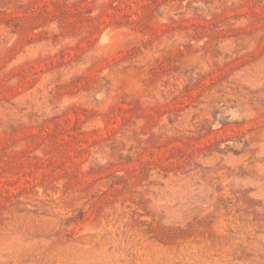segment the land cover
Here are the masks:
<instances>
[{
  "label": "rangeland",
  "instance_id": "1",
  "mask_svg": "<svg viewBox=\"0 0 264 264\" xmlns=\"http://www.w3.org/2000/svg\"><path fill=\"white\" fill-rule=\"evenodd\" d=\"M0 264H264V0H0Z\"/></svg>",
  "mask_w": 264,
  "mask_h": 264
}]
</instances>
